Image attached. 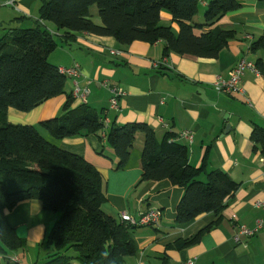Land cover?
Instances as JSON below:
<instances>
[{"label":"crops","instance_id":"1","mask_svg":"<svg viewBox=\"0 0 264 264\" xmlns=\"http://www.w3.org/2000/svg\"><path fill=\"white\" fill-rule=\"evenodd\" d=\"M210 1L201 0L195 23H204ZM241 5L239 11L197 31L199 35L213 29L235 33L215 59L174 53L165 56L162 41L153 45L134 42L125 47L114 38L88 33L73 39L61 38L63 34L49 24V30L60 39L50 61L58 68L77 64L80 76L67 78L63 95L29 113L9 110L10 123L37 128L47 141L85 159L99 171L107 199L102 206L105 214L120 221L122 214L138 220L148 210L162 212L158 227L143 226L132 231L136 254L125 258L123 264H163L165 258L169 264H184L189 259H196V264H264V225L257 228L264 219V208L256 207L264 200V155L261 147L251 141L254 128L264 129V78L247 70L240 84L244 94L220 95L213 88L215 80L227 78L240 61L253 65L259 60L264 62V48L251 51V46L264 38V1L241 0ZM39 8L40 0H0V40L15 29L33 28L38 21L44 26L39 20ZM160 24L171 27L178 35L179 26L167 11L161 13ZM112 51L121 54L112 55ZM75 82L80 89L89 90L87 105L105 113L108 125L102 135L113 123L147 124L159 140L167 133L190 131L193 143L183 142L189 149V163L199 168L208 155V172L222 170L238 184L222 214H203L185 225L176 223L184 189L169 180L141 182L144 134L137 135L126 167L119 170V159L111 148L105 146V154H99L103 145L96 135L55 140L42 130L41 122L61 115L66 97L73 96ZM114 88L124 92L116 110L110 104ZM73 98V108L83 105ZM201 179L206 180L205 176ZM57 218L39 201H23L6 212L22 248L0 255V264H14L9 261L13 256L19 258L16 264H46L52 249L45 241ZM241 228L256 231L252 236H240L236 243L234 238ZM203 231L206 232L194 244L182 250L174 248L176 243L194 240Z\"/></svg>","mask_w":264,"mask_h":264},{"label":"trees","instance_id":"2","mask_svg":"<svg viewBox=\"0 0 264 264\" xmlns=\"http://www.w3.org/2000/svg\"><path fill=\"white\" fill-rule=\"evenodd\" d=\"M264 1V0H259ZM201 0H40L39 20L35 27L15 29L0 40V255L22 248L16 229L9 225L6 212L23 201H39L58 218L45 244L52 249L46 264H123L136 254L131 233L137 227L104 213V182L99 171L85 159L61 150L47 141L33 126L12 124L9 110L29 113L45 102L63 95L67 77L49 61L58 47V38L49 24L73 39L81 33L114 38L121 46L134 42H164V55H191L215 59L235 38L233 31L213 29L197 34L223 16L241 9V0H211L204 23L194 22ZM96 7L101 25L91 19ZM167 11L179 26L178 35L162 26L161 13ZM264 48V38L251 46L252 52ZM264 78V62L255 65ZM70 94L61 115L43 121L39 127L55 140L96 135L104 147L119 159L117 169L126 167L138 134L145 135L141 156V182L169 180L184 189L177 207L176 223L185 225L199 216H220L238 184L224 171H207V156L201 167L189 163L188 146L167 133L162 140L144 123H113L103 132L106 115L83 104L73 108ZM251 141L264 155V129L254 128ZM205 176V181L202 177ZM210 228V227H209ZM208 228V229H209ZM178 242L182 250L199 241ZM70 250L74 255H69ZM163 264H169L168 259Z\"/></svg>","mask_w":264,"mask_h":264},{"label":"built area","instance_id":"3","mask_svg":"<svg viewBox=\"0 0 264 264\" xmlns=\"http://www.w3.org/2000/svg\"><path fill=\"white\" fill-rule=\"evenodd\" d=\"M13 5V3H10ZM54 35L55 33L51 31ZM112 55H119L121 54L120 51H112ZM247 70L252 71L255 74H260L258 69L252 63L248 62L247 60L240 61L236 67L229 73L227 78L218 77L214 84L213 88L215 91L220 95L232 96L238 94H244V90L240 87L242 82V78ZM61 74L65 75L67 78L79 77L80 76V68L79 65H75L71 68H59ZM112 91V98L110 100L111 109L116 110L118 108V99L124 95V92L121 89L114 88L111 89ZM73 97L79 99L82 104H87V98L89 95L88 89H80L78 84L75 82V88L73 91ZM105 124L108 125L107 120ZM177 141L184 142L188 145L193 143V135L190 131H184L177 135ZM262 163L264 165V157L262 158ZM256 207L264 208V200L259 201L256 203ZM162 218V212L160 210H148L145 213L140 215L138 220L134 219L128 214H122L120 221L126 222L134 227H143V226H151V227H158ZM264 225V219L259 221L257 224V228L261 229ZM255 231L241 228L238 235L235 236L234 241L236 243L239 242L240 236H252L255 234ZM11 263H19V258L13 256L9 259ZM184 264H196V259H189Z\"/></svg>","mask_w":264,"mask_h":264},{"label":"rangeland","instance_id":"4","mask_svg":"<svg viewBox=\"0 0 264 264\" xmlns=\"http://www.w3.org/2000/svg\"><path fill=\"white\" fill-rule=\"evenodd\" d=\"M91 12H92V15H93V18H92V20L94 21V22H97V23H99L101 20H100V17H99V15H98V9L96 8V7H93L92 9H91ZM58 41H60V39H58L57 40V42ZM60 43V42H59ZM49 61H50V59H49ZM51 62V61H50ZM52 63V62H51ZM51 253H52V251H51ZM69 255H74V251L73 250H70L69 251ZM75 264H78V262H75Z\"/></svg>","mask_w":264,"mask_h":264},{"label":"water","instance_id":"5","mask_svg":"<svg viewBox=\"0 0 264 264\" xmlns=\"http://www.w3.org/2000/svg\"><path fill=\"white\" fill-rule=\"evenodd\" d=\"M228 130H229V126L227 127V131H226V133L228 132Z\"/></svg>","mask_w":264,"mask_h":264},{"label":"bare ground","instance_id":"6","mask_svg":"<svg viewBox=\"0 0 264 264\" xmlns=\"http://www.w3.org/2000/svg\"><path fill=\"white\" fill-rule=\"evenodd\" d=\"M256 67V66H255Z\"/></svg>","mask_w":264,"mask_h":264}]
</instances>
